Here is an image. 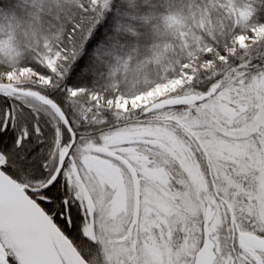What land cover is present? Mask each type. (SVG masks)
<instances>
[{
    "label": "snow or ice",
    "instance_id": "1",
    "mask_svg": "<svg viewBox=\"0 0 264 264\" xmlns=\"http://www.w3.org/2000/svg\"><path fill=\"white\" fill-rule=\"evenodd\" d=\"M0 264H264V0H0Z\"/></svg>",
    "mask_w": 264,
    "mask_h": 264
}]
</instances>
